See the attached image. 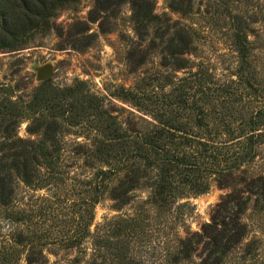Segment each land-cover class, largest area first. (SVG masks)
I'll use <instances>...</instances> for the list:
<instances>
[{"label": "rangeland", "instance_id": "rangeland-1", "mask_svg": "<svg viewBox=\"0 0 264 264\" xmlns=\"http://www.w3.org/2000/svg\"><path fill=\"white\" fill-rule=\"evenodd\" d=\"M93 5L94 0H79L76 5L64 6L55 19V29L36 34L24 48L0 50V104L19 96L30 99L41 83L37 80V69L51 64L53 75L46 80L51 86L65 89L76 85L82 92L97 96L111 116L110 123L113 124L114 117V125L126 129L130 121L144 126L147 125L144 119L152 120L147 111L151 108L150 100L131 98L128 90L132 86L154 89L164 96L177 93L172 92L175 86L170 83L182 82L180 87L190 94L188 100L197 101L207 111V120L234 121L233 129H224L227 135L245 134L248 130L245 122L253 119L259 128L255 131V159L243 164L241 170L247 176L264 174V0H154L157 18L143 37L136 31L128 1L94 22L90 21ZM76 21L81 23L75 25ZM166 23L176 30L185 28L191 34L194 42L190 53L185 55L191 60V67L173 69L162 65L165 52L158 35ZM237 23L249 42L244 64L235 44ZM89 34L93 36L89 38ZM80 44L88 45L79 49ZM190 72H198L202 79H184ZM184 89L180 88L178 95L185 93ZM151 100L156 101L155 97ZM182 108L183 104L180 118H196V110ZM83 117L87 119L86 114ZM83 117H79L76 126L65 128L55 167L59 176L52 173L54 177L49 178L53 180H46L48 172L43 169L42 187L23 182L17 186L19 206L26 205L32 212L31 234L49 242L44 247L48 264H87L94 235L83 241L81 237L88 229L96 234L108 228L129 242L131 256L146 264L169 262L178 238L194 234L195 240L201 239L203 226L212 222L213 216H220L217 204L234 189H238L241 197H249L246 209L239 215L245 231L228 249L221 264H264V196L242 192L243 184L233 189L213 177L207 192L182 199L171 213L147 219L142 208L151 206L144 204L149 193L144 186L130 194L132 199L127 204L117 206L107 191L92 205L90 201L97 196V168L86 161L82 146L93 148L97 133L92 129L94 121L88 120L90 125H86ZM27 124L22 120L18 135L35 138L29 134ZM190 128L201 135L206 130L196 124ZM251 188L255 190V186ZM236 210L233 207L231 213ZM224 215L227 221L231 220L230 214ZM133 216L140 226L128 230L122 219ZM27 227L23 222L16 223L18 230ZM204 242L195 243L193 256L180 264H201L207 253Z\"/></svg>", "mask_w": 264, "mask_h": 264}, {"label": "trees", "instance_id": "trees-1", "mask_svg": "<svg viewBox=\"0 0 264 264\" xmlns=\"http://www.w3.org/2000/svg\"><path fill=\"white\" fill-rule=\"evenodd\" d=\"M127 1L131 5L136 31L144 36L148 33L149 25L157 18L154 14V0H94L90 21L94 22L108 12L114 13ZM78 2L0 0V50L24 48L36 34L55 29L59 11L64 6L76 5ZM171 7L178 10L174 4ZM80 23L76 21L74 24ZM171 29L175 27L166 23L158 35L159 44L164 45L165 52L162 65L173 69L189 68L191 60L185 55L191 51L193 38L189 31L181 27L165 39V34H170ZM92 36L88 35L89 38ZM234 36L244 64L249 42L247 36L242 35L238 23ZM87 45L80 44L78 48ZM189 74L184 79H202L198 72ZM181 83H170L175 86L172 92L177 93L164 96L158 95L154 89L140 90L139 86H132L128 90L131 98L144 97L150 100L151 108L147 111L152 120L149 122L144 119L147 122L144 126L130 121L126 129L116 127L114 117L113 124L110 123L111 116L103 109L100 99L82 92L76 85L59 89L44 81L38 85L30 99L25 100L19 96L0 104V264H48L44 247L49 242L31 234L29 224L32 212L26 205L19 206L17 186L23 182L28 186L42 187L45 181L41 172L43 169L49 174H46V180H53L49 178L54 177L52 173L59 176L55 167L60 159L65 128L76 126L85 114L87 119L82 118L84 124L90 125L88 120L94 121L92 129L97 133L93 148L82 146L86 161L97 168V196L90 201L92 205L99 202L107 191L117 206L127 204L132 199L130 194L144 186L149 190L144 204L151 206L142 208L146 212L144 218H153L157 214L171 213L182 199L207 192L213 177L221 185L227 184L233 189L243 184L245 190L242 192L263 197L264 174L247 176L242 174L245 170H241L243 164L255 159V131L259 128L253 119L245 122L248 127L245 134L231 132L234 134L227 135L223 131L226 128L233 129L231 124L234 121L220 118L207 120V111L197 101L188 100L190 94L180 87ZM188 87L191 88V85ZM180 88L184 89L182 95L187 98L182 97V92L178 95ZM152 97L156 101L151 100ZM182 104L183 110H196L194 120L180 118ZM22 120L28 122L27 130L35 138L26 139L18 135L17 128ZM193 124L205 127L204 135L191 130ZM107 181L112 184H107ZM252 186H255V190ZM237 190L231 191L217 204L220 216H213L212 222L203 226V234H199L201 239L195 240L194 234L178 238L174 252L170 253L171 260L161 264L187 261L193 256L195 243L199 240L205 241L207 251L201 264H221L228 249L245 231L239 215L246 209L249 197H241ZM233 207L237 208L235 213H231ZM224 213L230 214V221L225 219ZM233 215L235 217L232 219ZM122 221L127 224L128 230L140 226L134 216L123 218ZM18 222L28 224L27 229L18 230ZM113 230L108 228L96 234H92L89 229L84 232L82 241L94 235L91 237L92 252L87 264H146L129 254V242Z\"/></svg>", "mask_w": 264, "mask_h": 264}, {"label": "water", "instance_id": "water-1", "mask_svg": "<svg viewBox=\"0 0 264 264\" xmlns=\"http://www.w3.org/2000/svg\"><path fill=\"white\" fill-rule=\"evenodd\" d=\"M53 66L51 64H44L37 69V80L40 82L48 80L53 75Z\"/></svg>", "mask_w": 264, "mask_h": 264}]
</instances>
